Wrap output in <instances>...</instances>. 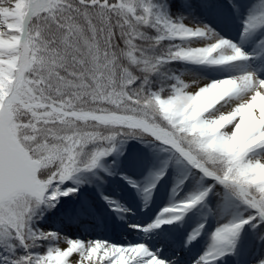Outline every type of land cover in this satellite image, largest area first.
<instances>
[{
	"label": "snow or ice",
	"instance_id": "obj_1",
	"mask_svg": "<svg viewBox=\"0 0 264 264\" xmlns=\"http://www.w3.org/2000/svg\"><path fill=\"white\" fill-rule=\"evenodd\" d=\"M0 264H264V0H0Z\"/></svg>",
	"mask_w": 264,
	"mask_h": 264
},
{
	"label": "bare ground",
	"instance_id": "obj_2",
	"mask_svg": "<svg viewBox=\"0 0 264 264\" xmlns=\"http://www.w3.org/2000/svg\"><path fill=\"white\" fill-rule=\"evenodd\" d=\"M193 46H201V45H197L196 44V45H193ZM124 163L125 162H124V159H123V168H124ZM125 167H126V164H125ZM127 169H128V171L125 170V172L130 173L131 175H134L135 177H137L141 183L145 182V178H146L147 174L145 173L146 171L144 169H136L135 168V169H132V171L130 170V167H128ZM106 187L113 193L114 198L119 199L121 202L122 201H126V202H128V204H130L132 206V208H133L132 210L135 213L134 220L136 222L149 220L151 214H153V213L154 214H158V212L155 213V211H157V209L160 207V205H162L163 203H168V201L166 200V197L161 195V193L160 194L158 193L154 197V204L151 207V210L145 212V211L142 210L143 205H142V201L140 199V196L132 195L130 192H124L123 194H120L117 191V189L120 190V188H121V186L119 184V178L118 177L117 178H111L109 180V183L106 185ZM162 187L164 188L165 184L160 187V191L159 192H161V188ZM121 189H123V188H121ZM162 194H163V191H162ZM166 206H167V204H166ZM65 207H67V202L65 204ZM106 219H107L108 223L111 221V217H107ZM56 220H57V217L53 216L52 217V222L55 223ZM131 222H133V221H130V223ZM109 224L111 225V227L108 228L106 231L99 232L98 236H103V237L109 238V239L113 240L114 242L122 241L123 239L121 238L120 234L117 231H114L113 228H114V226L117 225L121 229V233L123 234L124 231H125V229L123 227L124 222H122V221H120V220H118V219H116L114 217ZM187 224H188V230L189 231L191 230L192 227H195V219L193 218V216L191 214L187 218ZM213 225L214 224H212V226ZM166 227L169 228L170 233L173 236H176L177 238H179V236L182 235L180 229H173L172 226H166ZM75 229H76L75 226H72L71 230L73 232L76 231ZM205 236H206V233H205L204 236L201 237L200 241L197 242L195 244V246L192 248V252H191L192 254L194 252H197V251L200 250V247L203 245V241L205 240ZM63 247H66V244Z\"/></svg>",
	"mask_w": 264,
	"mask_h": 264
},
{
	"label": "rangeland",
	"instance_id": "obj_3",
	"mask_svg": "<svg viewBox=\"0 0 264 264\" xmlns=\"http://www.w3.org/2000/svg\"><path fill=\"white\" fill-rule=\"evenodd\" d=\"M220 27L221 28H223L224 29V31L225 32H227V34L229 35V37L230 38H232V37H235L236 35H237V22L236 21H232V22H229V23H226V24H221L220 25ZM199 45L198 43H193V45ZM192 45V46H193ZM186 79H190V77H186ZM140 149H141V146L140 145H138L136 142H130L129 144H128V146H127V148H126V150H125V157L123 158L124 159V168H123V171H124V173L125 174H127L126 172H125V170H128L127 168L128 167H136L137 166V164L135 163V161H136V159L138 158V156H139V154H140ZM125 164H126V167H125ZM136 165V166H135ZM136 169H142V168H140V167H138L137 166V168ZM146 174H147V172H145ZM146 176V175H145ZM119 184H120V186H121V188H123V189H121L120 188V190H118L117 189V191L120 193V194H123L124 192H131V194L132 195H135V196H139V194L136 192V190H134V189H132L130 186H128L127 184H125V183H121L120 181H119ZM165 190V194H163L165 197H166V195H167V193H168V190H169V188H168V185L167 184H165V188H164ZM122 203H125L127 206H129V207H131V205L130 204H128V202H126V201H122ZM167 203H163L162 205H160V207H162V206H165ZM159 207V208H160ZM131 209H133L132 207H131ZM150 218H153V214H151L150 215ZM197 218V219H196ZM195 225H196V223H197V221H198V217H195ZM124 222V221H123ZM126 223H130V221H126ZM214 227H215V225H211V226H209V229H208V232H207V234H206V236H205V240H204V242L206 243H208V235H209V233L212 231V230H214ZM188 230V229H187ZM119 231V233H120V236H121V238L122 239H124V235L123 234H121V232H120V230H118ZM206 243V244H207ZM66 243L62 240L61 242H60V247H63L64 245H65Z\"/></svg>",
	"mask_w": 264,
	"mask_h": 264
}]
</instances>
